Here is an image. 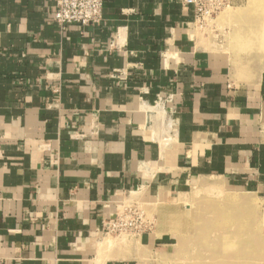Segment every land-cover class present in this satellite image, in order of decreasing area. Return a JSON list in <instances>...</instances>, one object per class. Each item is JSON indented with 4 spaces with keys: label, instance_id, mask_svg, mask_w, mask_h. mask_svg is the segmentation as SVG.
Returning a JSON list of instances; mask_svg holds the SVG:
<instances>
[{
    "label": "crops",
    "instance_id": "0c3cea01",
    "mask_svg": "<svg viewBox=\"0 0 264 264\" xmlns=\"http://www.w3.org/2000/svg\"><path fill=\"white\" fill-rule=\"evenodd\" d=\"M0 0V264H157V226L104 246L122 197L166 202L222 177L264 199V69L232 78L182 0Z\"/></svg>",
    "mask_w": 264,
    "mask_h": 264
},
{
    "label": "rangeland",
    "instance_id": "374dc122",
    "mask_svg": "<svg viewBox=\"0 0 264 264\" xmlns=\"http://www.w3.org/2000/svg\"><path fill=\"white\" fill-rule=\"evenodd\" d=\"M193 11L197 42L225 66L228 75L235 79L264 69V0H201L199 18ZM181 190L163 203L136 195L122 197L117 215L124 217V223L135 217L137 222L125 231L103 235L104 246L110 247L114 240L115 248L135 245V253L144 254L147 250L139 246L138 237L157 226L159 236L168 242L164 250L153 252L161 255L157 264H264L260 195L209 176L188 179ZM237 198L247 199V204L237 205ZM238 249L253 258L231 259L228 254Z\"/></svg>",
    "mask_w": 264,
    "mask_h": 264
},
{
    "label": "built area",
    "instance_id": "2783aa9c",
    "mask_svg": "<svg viewBox=\"0 0 264 264\" xmlns=\"http://www.w3.org/2000/svg\"><path fill=\"white\" fill-rule=\"evenodd\" d=\"M103 4L104 0H55L53 21L61 29L71 25H98L102 21ZM182 5L192 6L199 18L201 0H182ZM131 214L133 216L134 213ZM124 222V217L116 215L115 219L104 224L103 233L125 231L136 224L137 219L135 217L129 222Z\"/></svg>",
    "mask_w": 264,
    "mask_h": 264
},
{
    "label": "bare ground",
    "instance_id": "6f19581e",
    "mask_svg": "<svg viewBox=\"0 0 264 264\" xmlns=\"http://www.w3.org/2000/svg\"><path fill=\"white\" fill-rule=\"evenodd\" d=\"M237 199H238L239 201L242 200L241 198H237ZM238 200L235 201V203H236L237 205H239V206H240V205H241V206H242V205L244 206L245 204H247V201H248L247 199H245V200H242L241 203H240ZM246 200H247V201H246ZM216 218H217V215H216ZM240 237H241V236H240ZM210 240H211V239H210ZM206 241H207V240H206ZM250 242H251L253 245H254V243H255V245L258 243L256 240H254V241L251 240ZM207 243H208V241H207ZM210 243H211V242H210ZM210 243H209V244H210ZM220 243H221V242H220ZM239 243H241V242H239ZM229 244H230V243H229ZM263 245H264V243H263ZM212 246H213V245H212ZM216 247H217V246H216ZM262 248H263V247H262ZM223 250H224V249H223ZM261 250H262V249H261ZM211 253H212V252H211ZM218 253H220V252H218ZM218 253H217V251H216V254H218ZM263 254H264V253H263ZM228 255H229L230 258L232 257L231 259H234L235 257H236V258L238 257V258H241V259H242V258H246V259H252V258H253V257H251V256H249V258H248V256H247V255H253V254H250L249 252L240 251L239 249H238L236 252H234V253H230V254H228ZM244 255H246V257H245ZM246 259H245V260H246ZM247 261H248V260H247ZM248 262H249V261H248ZM253 264H254V263H253Z\"/></svg>",
    "mask_w": 264,
    "mask_h": 264
}]
</instances>
